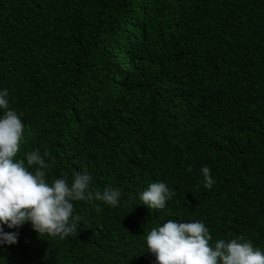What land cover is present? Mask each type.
<instances>
[{
	"label": "trees",
	"instance_id": "trees-1",
	"mask_svg": "<svg viewBox=\"0 0 264 264\" xmlns=\"http://www.w3.org/2000/svg\"><path fill=\"white\" fill-rule=\"evenodd\" d=\"M3 88L17 158L47 151L49 181L87 171L121 197L75 201L63 239L5 226L0 264H156L146 234L170 219L264 251V0H0ZM156 181L175 195L151 210Z\"/></svg>",
	"mask_w": 264,
	"mask_h": 264
},
{
	"label": "clouds",
	"instance_id": "clouds-1",
	"mask_svg": "<svg viewBox=\"0 0 264 264\" xmlns=\"http://www.w3.org/2000/svg\"><path fill=\"white\" fill-rule=\"evenodd\" d=\"M9 91L0 89V245L17 243L19 229L30 223L41 237L61 239L77 233L80 217L74 214L75 201H101L116 207L119 189L106 185L95 190L87 171L67 176L46 178L52 167L49 153L39 149L17 158L23 141L25 124L21 115L9 107ZM203 185L211 189L215 183L211 169L202 166ZM175 195L165 182H151L139 194L149 209H164ZM209 229L201 221L167 220L146 234L147 251L154 254L156 264H264V251L244 236L223 238L210 244Z\"/></svg>",
	"mask_w": 264,
	"mask_h": 264
}]
</instances>
